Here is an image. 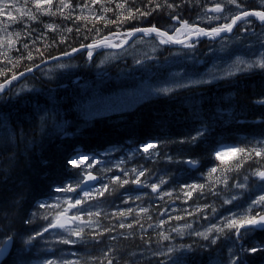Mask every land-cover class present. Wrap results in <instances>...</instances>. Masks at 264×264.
<instances>
[{
    "label": "trees",
    "instance_id": "1",
    "mask_svg": "<svg viewBox=\"0 0 264 264\" xmlns=\"http://www.w3.org/2000/svg\"><path fill=\"white\" fill-rule=\"evenodd\" d=\"M118 2L123 0H103L104 5L111 9L104 14L105 18L115 19L120 12L115 8ZM241 2L247 8H254L256 4L255 0ZM71 3L74 6L90 4V0H71ZM156 3L164 7L152 12L150 16L137 17L122 24L110 23L107 26L103 21L75 20L76 15L82 14L79 7L75 8L72 18L60 14H38L37 20L24 17L15 21L9 27L14 33L20 32L22 35L17 40L16 48L8 52L11 63L0 52V70L6 74L0 76V82L10 78L13 72H23L33 64L39 66L50 57L69 52L71 48L80 47L81 44L91 43L97 35L96 29H99L100 36H106L110 32L115 33L118 27L121 32L152 25L165 28L174 22L171 16L192 20L206 5L211 4L209 0H154L152 4H149V0H129L127 7L150 11ZM28 4L35 12L31 0ZM57 4L58 0H53V10ZM167 4H174L176 7L168 8ZM92 7L97 15L102 14L100 3ZM67 12L65 9V13ZM49 23L57 25L58 29L48 30L46 25ZM69 28L72 29L71 32L67 31ZM77 28L80 29L79 32L76 31ZM25 30L30 34L24 35ZM25 43L28 44L27 49L24 48ZM192 43L206 55L210 47L209 40H192ZM36 49L43 55H39ZM28 51L33 52V60L27 59ZM98 54L100 51L96 55ZM74 57L77 68L67 70L59 80L55 81L42 72L54 61L33 68L32 72L22 77L31 80L33 90L16 91L20 84L16 80L0 97V237H15L13 250L2 264H33L50 258L70 259L73 249L78 251L77 259L81 264H107L108 259L113 264H149L146 258L137 260L135 255L143 252L154 241L155 245L160 241L161 231L149 224L164 220L161 211L165 208L162 209L164 203L169 200H175L179 204L178 208L168 213L166 219L173 228L184 222L192 225L191 229H187L192 233L204 231L216 221L219 224L223 211L228 209L222 207L223 199L232 192L239 173L251 176L253 170L264 167V160L254 157L244 162L239 173L227 172V184L216 181L217 176L223 179L221 170L226 166L234 167L239 157L236 153L229 154L223 158L224 164H221L214 157V152L221 146L251 149L264 144V104L258 103L264 99V69L257 68L218 82L178 89L170 95L145 100L128 112L86 118L77 107L83 92L74 87V81L78 75H82L81 81L96 80L97 58L89 59L87 51ZM35 87L41 89L36 90ZM106 90L105 86L103 91ZM52 100H59L62 104L61 110L57 111V119H61L63 127L54 125L57 122L55 114L50 116ZM45 113L48 114L46 126L42 116ZM42 128L47 129L43 131ZM201 129H206L203 137L195 145L188 142ZM147 142L158 144L155 150H150L151 154H145L141 150V145ZM79 146H82L80 151L98 161L91 170L103 178V183H109L114 175L125 178V171L129 173L128 179H134L136 174L131 169L136 168L148 170L146 176L141 178L142 181H147L149 174L155 178L168 171L177 188L171 196H166V201L155 199L158 203H153L151 207L158 208L156 214L152 212L154 215H150L149 211L145 214L132 212L121 218L113 216V212L129 208L131 197L142 189L132 183L123 188L115 187L114 191L106 193L104 197L89 201L83 206L86 211H101V217L94 219H99L101 228L114 229L113 231L92 239L90 233L95 228H85L83 240H78L76 244H62L55 237L57 234L67 235L62 231L53 233V230H49L28 243V237L46 227L56 211L51 207L40 208L39 204L54 205L58 197L63 200V197L70 195L57 192L56 189L78 179L76 174L82 170L72 168L67 162L72 159ZM186 160L199 162V168L192 172L186 170L184 176L177 177L183 168H189ZM212 167H218V171L209 179ZM193 183L204 184L205 187L194 191L187 198L184 192L188 189L182 190V185ZM205 205L209 207H204ZM197 207L203 208V211L195 212ZM212 208L217 210L216 213L212 212ZM73 211L75 212L74 209ZM257 211L254 210L252 214ZM188 212L194 214L187 215ZM46 215L49 220L44 219ZM177 216L183 219L176 220ZM85 218L88 219L87 216ZM27 220H31V223H25ZM120 223H132L133 226L121 229L118 226ZM171 235L174 239L170 243L181 241L194 245L196 251L187 259V264H208L213 257L217 244L210 247L208 241L190 233L184 236L177 233ZM260 243H264V231L256 230L247 239L246 247ZM150 262L155 264L156 259ZM244 264H264V252L245 254Z\"/></svg>",
    "mask_w": 264,
    "mask_h": 264
},
{
    "label": "snow or ice",
    "instance_id": "2",
    "mask_svg": "<svg viewBox=\"0 0 264 264\" xmlns=\"http://www.w3.org/2000/svg\"><path fill=\"white\" fill-rule=\"evenodd\" d=\"M112 2V0H109ZM154 0H149V4H152ZM29 0H23L24 7H19L14 0H0V17H7V20L0 19V52L4 54V58L8 59L11 63L12 60L8 56V52L11 49L16 48V41L21 39V33H12L8 31V26L14 23L17 20L23 19L27 17L29 20H37L38 14L56 16L60 14L62 16L66 15L67 18H72L73 12L76 7L81 8L82 14L76 15L75 20L77 21H103L104 25L108 24H122L127 20H135L137 17H147L152 15V12L162 9L164 5L156 3L154 8L150 11H141L140 9H133L127 7L129 0H123V2H118L115 4V8L119 9L120 12L115 16L114 20H109L105 18L106 13L111 11V9L104 5L103 0H90V4L83 3L81 5H72L71 0H58V4L55 6V10H53V0H31V4L34 5L35 12L30 7H27ZM97 3L101 4L102 14L97 15L96 10L92 7V5H96ZM227 3L235 6V14L224 16L223 13L225 11V4L223 2L214 3V6L209 9H205V12H214L217 15L209 17V19L213 20H221L223 19L226 22L220 23L216 27L204 28L200 27L198 24H190L187 20H182L179 16L173 15L171 16V20L176 21L179 26L175 27L171 34L168 30H162L161 28L152 25L150 27H141V28H132L130 30L121 32L119 27L115 33H109L106 36H100L99 29H96V37H94L91 43L81 44L80 48H71L69 52L62 53L63 56H69L72 53H76L80 51V49H85L87 51L89 59H91L93 52L97 48L103 47H112V48H122L125 44L128 43L129 39L134 37L137 33H142L144 35H152L159 40L160 45H170V44H179L185 47H194L192 43V38L195 37L199 39L200 37H208L210 39H215L220 37L223 33H232L234 28H238L241 23L250 24V17H254L258 19L262 24H264V10H246L243 3L240 0H227ZM168 8H175L174 4H167ZM262 8H264V0H262ZM65 9L68 10L65 13ZM13 10L16 15L13 14ZM48 30L56 31L58 26L52 23L46 25ZM247 28L242 29V31H247ZM67 31L71 32L72 29L69 28ZM77 32L80 31L79 28L76 29ZM30 33L25 30L24 35H29ZM64 38L62 37V40ZM118 41V42H116ZM33 43H35L33 41ZM264 47V45H262ZM24 48H28V44H24ZM36 52L39 55H43L39 49H36ZM33 52L28 51L27 59L33 60ZM20 59H23L21 57ZM50 59H55L50 57ZM16 63H19V59L16 60ZM137 63H140L137 61ZM243 65V68L240 67ZM39 67L38 65L33 64L32 67H26L23 72H13L10 78H6L3 82H0V93H3L5 89H7L10 85H12L13 81H16L23 77L25 73H29L33 71V68ZM60 67H65V65H60ZM260 68L264 69V53H257V59L245 61L241 58H237V63L235 66V71L229 70L225 71L226 76L235 75L237 71H245L248 69ZM11 71V70H9ZM5 72L0 70V76H5ZM214 79L216 77H213ZM210 81H190V83H208ZM187 85L177 84L176 87H186ZM162 93H170L173 91L171 87H164L158 90ZM258 103L264 104V99L258 101ZM206 129L197 130L196 134L189 138L190 143L195 145V143L203 137ZM184 143L185 141H181ZM158 147V144L155 142H148L141 146V150L145 154H151L150 150H155ZM239 154V157L234 165V167L226 166L221 170L223 175V179L221 180L220 176L216 177L217 182H223L227 184V176L226 173L230 171L238 172L242 167L244 162L252 160L255 158H261L264 160V144L257 147L248 148H240V147H232V146H221L218 150L214 152V157L216 160L220 161L221 164H224V156L229 154ZM171 160V157H168ZM68 165L72 168L81 169V172H78L76 175L78 179L74 183H70L65 185L64 187L57 188V192L63 193H73L76 192L79 198H73L72 196H66L63 200L57 198V202L54 205H48L47 203H40L39 207L48 209L55 208L56 211L52 218L49 220V217L44 216L45 220H49L46 227H42L40 230L35 231L33 235L28 237L27 242L31 243L37 237H41L44 233L49 232V230L60 229L63 230L64 233H67V236L62 234H57V242L62 244H76L78 240H83L85 235V228H95L93 232L90 233L92 239H97L98 237L103 236L106 232L113 231L114 229L101 228L99 218L102 215V212L97 210L86 211L84 209V205L88 204L89 201H94L99 199L100 197H104L106 193L110 191H114L115 187L123 188L125 185L129 183L135 184L137 186L143 185L142 177H145L148 173L147 169L138 170L136 168L131 169L132 173H135L134 179H128L129 173L127 171L124 172V177L121 176H112L109 183H101L99 187L91 186L90 182L97 181L99 177L93 174L91 169L94 167L98 161L95 160L94 157H89L84 154H77L74 158L68 160ZM187 163L195 166L198 162L194 160H189ZM110 170V169H109ZM123 171V170H122ZM218 167H212L209 172V179H211L212 174L217 173ZM251 175L258 178L261 182L260 187L264 189V167L257 168L251 172ZM248 177H245L247 180ZM167 181L163 178L159 179L158 183H152L148 185L153 193H157L161 188V185L166 184ZM82 186H87L89 190H84L82 195H80L77 190L81 189ZM205 187L204 184H186L182 185L183 189H188L184 192L185 197L190 198L192 193L196 190H203ZM236 187L245 188V183L237 184ZM161 198L164 195L171 196V192L161 193ZM130 199V198H129ZM136 199H140L139 196ZM236 197H233L231 200H225V204H231ZM204 207H209L205 205ZM259 207L261 211L255 212L253 211ZM75 212H72V210ZM134 210L132 208L120 209L118 211L113 212V216H119L121 218L129 216ZM138 214L148 213L149 209L145 207H139L136 209ZM203 208L197 207L195 212H202ZM216 209L212 208V212L216 213ZM72 213V214H70ZM187 215H193V212L186 213ZM85 216L88 219H85ZM206 218V217H205ZM172 219V217H169ZM176 220H181L183 217L177 216ZM223 223L221 224H211L204 231H194L190 233V235H195L196 237H200L205 241H208L210 245H215L217 241L220 239L219 234L228 233L230 234L229 239L233 245H236V252L232 255L229 260V264H244V257L247 253H257L264 252V243H260L258 245H254L251 247H245L247 243V239L249 238V234L254 230L264 231V194L257 196L251 203L248 205L243 212H231L229 211V215L227 217H221ZM135 223H139V221H134ZM25 223H31V220L25 221ZM166 221L160 220L159 224L164 225ZM119 228H132V223H120ZM191 224H184L180 227H176L172 229V232L177 233L178 235L184 234V229H191ZM71 237H75L76 239H71ZM234 237V239L232 238ZM14 236L8 235L6 237H0V256L5 254L9 245L12 244ZM114 239V237H113ZM174 239L171 233H160V241H170ZM187 247L189 250L191 249V245L189 246H181ZM177 249L173 246L167 245L166 251H161L154 253V255H162L171 257L173 253H175ZM229 251H232L229 249ZM107 254H105L106 256ZM43 264H81L79 259H63L58 260L56 258H50L43 261ZM107 264H113L111 259L107 260ZM172 264H182L181 259L178 257L172 261Z\"/></svg>",
    "mask_w": 264,
    "mask_h": 264
},
{
    "label": "rangeland",
    "instance_id": "3",
    "mask_svg": "<svg viewBox=\"0 0 264 264\" xmlns=\"http://www.w3.org/2000/svg\"><path fill=\"white\" fill-rule=\"evenodd\" d=\"M14 2H16L19 7H24L23 0H14ZM210 2L211 4L205 6L203 11L199 12L196 18L197 21L205 22L208 26L217 23H223L224 22L223 19L221 20L209 19V17L217 15L216 13L205 12V9L212 8L214 6V3L217 2H223L225 4V11L223 13L224 16L235 14V6L228 4L227 0H210ZM13 14L16 15L14 10H13ZM0 19L7 20V17L6 16L0 17ZM251 24L252 23L241 24V26L237 29V33H235L234 35L226 36V37L223 36L219 40L211 41L209 43L210 44L209 54L213 56V59L211 60V65L203 73L194 76L186 75L185 70L184 71L174 70L172 71V73L169 74V77L167 79L158 80L154 82L151 81L142 82L134 89H125L117 92L112 91L113 93L109 92V90L108 92L106 91L104 92L102 89L103 86L109 85V80L112 78V75L110 76L109 79L106 80V82H102L98 84H94L92 81L86 83L74 82V87L81 88V91L83 92L82 95L79 97L81 101L80 102L77 101L79 102L77 107H79V110L83 113V116L88 118H93L101 114L128 109L134 106L136 103L152 95L162 94V92H159L158 90L164 87H171L174 90L177 88H182V87H176L177 84L188 86L192 84H199V83H190V81L213 82L216 80H220L222 78L229 77L225 75V71L229 70L230 68L231 70L235 71L237 58H241L245 61L255 60L257 59V53H264L263 49L256 50V48L254 47V44L256 43L260 44L262 43V41H264V32L251 33L250 30L242 31V29L244 28L255 29V27H251ZM8 31L12 32L9 26H8ZM163 47L164 45H160L159 40L155 36L139 35L134 42H132L124 49H110L107 47L101 59L97 63V68L100 69L102 72H104L108 68H112L115 63H119V62L120 64L128 63L129 60H131V64H134V66L131 68L128 67L122 68V70L120 71V75L121 77H123L129 73L128 75L129 78L133 79L135 78V75L137 76V74L140 72L137 71V68L140 69L141 72L148 71L152 67L154 60L157 59L156 56L158 57L166 56L164 55L165 51L162 52L161 55H159L160 54L159 52ZM188 48H191L192 50L194 47H188ZM181 53L182 51L178 50L174 53L173 56L180 57ZM73 59L74 57L69 59L67 58V59L57 60L53 64L48 65V67H45L42 72L50 76L51 79L57 81L59 80V77L64 74V72L71 69L72 67H77V64L74 62ZM137 61H139L140 63H137ZM177 62L179 64L186 63L184 59H181L180 61L174 60L172 64H175ZM60 65H65V67H60ZM240 67L243 68V65H240ZM133 70L134 73L132 72ZM239 72L242 71H237L236 73ZM188 74H193V73H188ZM213 77L216 78L214 79ZM30 81L31 80L20 79L17 82V83L21 82L17 87V90L25 91L32 89L33 85L32 82ZM100 90L103 91L105 94L101 93ZM112 90H115V88H112ZM61 106L62 104H60L59 100L51 101L52 110L50 111L51 112L50 116H53L55 114L57 122L54 125L58 127L64 126V123L61 121V119H57V116L59 115L57 111L61 110L60 109ZM42 116H43L44 126H46L48 124V119H47L48 114L45 113ZM45 129L47 128H42L41 130L44 131ZM79 154H83V153H79ZM262 194H264V192L259 195ZM77 197L78 195H76L74 198ZM57 231L63 232V230L55 229L53 230V233H57ZM65 234L68 235L67 233ZM55 238H57V236ZM225 264H229V263H225Z\"/></svg>",
    "mask_w": 264,
    "mask_h": 264
},
{
    "label": "water",
    "instance_id": "4",
    "mask_svg": "<svg viewBox=\"0 0 264 264\" xmlns=\"http://www.w3.org/2000/svg\"><path fill=\"white\" fill-rule=\"evenodd\" d=\"M134 37H132V38H130L129 39V41H131L132 39H133ZM201 38V37H200ZM128 41V42H129ZM81 50V49H80ZM74 53H72L71 55H69V56H63V55H58V56H55V57H53V58H55V59H47V60H45V61H43L42 63H41V65H47V64H49V63H52V62H54V61H56V60H58V59H64V58H67V57H70V56H72ZM6 90V89H5ZM1 94V93H0ZM94 174V173H93ZM94 175H96V174H94ZM97 176V175H96ZM97 177H99V176H97ZM100 180V177H99V179L97 180V181H94V182H90V184H91V186H93V185H95L98 181ZM86 188H88L87 186H82V188H81V190H83V189H86ZM12 246H13V242H12V244H10L9 245V249H8V251L5 253V254H3L2 256H0V263L10 254V252H11V249H12Z\"/></svg>",
    "mask_w": 264,
    "mask_h": 264
},
{
    "label": "flooded vegetation",
    "instance_id": "5",
    "mask_svg": "<svg viewBox=\"0 0 264 264\" xmlns=\"http://www.w3.org/2000/svg\"><path fill=\"white\" fill-rule=\"evenodd\" d=\"M255 7H257L258 10H264V8H262V6L255 5ZM249 19L251 20V23L252 22L256 23L257 28L261 30V31H258V30H256V27H255V29H251V32H255V33H263L264 32V24H262L258 19L254 18V17H250ZM235 30H237V29H235ZM248 30H250V28Z\"/></svg>",
    "mask_w": 264,
    "mask_h": 264
},
{
    "label": "bare ground",
    "instance_id": "6",
    "mask_svg": "<svg viewBox=\"0 0 264 264\" xmlns=\"http://www.w3.org/2000/svg\"><path fill=\"white\" fill-rule=\"evenodd\" d=\"M254 58V57H253ZM50 64V63H49ZM39 66H44V65H39ZM249 70V69H248ZM26 74V73H25ZM226 210V209H225ZM208 221V220H207ZM207 221L205 223H207ZM213 222V221H212ZM208 225V224H207ZM206 226V225H205ZM85 237V236H84ZM63 247V246H62ZM139 263V262H138ZM141 263V262H140Z\"/></svg>",
    "mask_w": 264,
    "mask_h": 264
}]
</instances>
